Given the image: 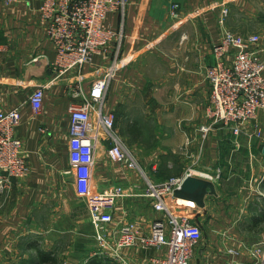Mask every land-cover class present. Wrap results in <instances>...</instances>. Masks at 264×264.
Here are the masks:
<instances>
[{"label": "crops", "instance_id": "1", "mask_svg": "<svg viewBox=\"0 0 264 264\" xmlns=\"http://www.w3.org/2000/svg\"><path fill=\"white\" fill-rule=\"evenodd\" d=\"M40 2L0 0V108H19L22 117L15 131L28 160L24 176L0 195V264H46L40 262L39 251L50 252L57 264L66 255L70 259L85 254L88 264L95 230L86 200L82 206L71 202L62 214L61 175L70 163L61 154L57 160V153H63L57 140L63 129L68 134V105L77 99V86L87 92L112 54L96 55L80 68L59 73L53 67L55 49L40 21ZM175 3L178 16L172 14ZM125 6L108 16V23L115 27L123 20L125 39L105 108L117 107V131L151 180L156 181L162 164L157 155L171 153L165 165L177 174L190 172L214 182L216 193H207L203 205L173 191L165 196L179 213L199 223L202 217L216 220L221 215L223 224L216 223L214 230L246 235L248 241L235 245L237 255L205 248L204 261L207 257L211 264H228L233 258L253 259L249 245L262 243L264 249V213L259 215L264 190V109L258 112L257 125L249 123L248 134L242 132L239 140L219 124L202 138L199 126L208 121L210 88L205 68L214 61L212 45L229 30L257 33L264 46V0H126ZM224 7L228 13L223 17ZM44 83L43 106L34 112L29 94ZM157 138L164 140L165 150L158 148ZM108 145L104 141L97 153L94 187L101 189L111 182L127 185L136 176V221L148 230L163 213L143 194L146 179L139 169L111 160ZM128 200L117 201L112 226L126 221ZM248 220L255 224L241 229L239 224ZM79 237L84 239L81 248L75 246ZM67 238L72 245L62 248ZM150 249L136 248V264H146L157 253Z\"/></svg>", "mask_w": 264, "mask_h": 264}, {"label": "built area", "instance_id": "2", "mask_svg": "<svg viewBox=\"0 0 264 264\" xmlns=\"http://www.w3.org/2000/svg\"><path fill=\"white\" fill-rule=\"evenodd\" d=\"M40 21L55 49L53 67L65 72L91 62L96 55L111 51V62L96 78L86 92L77 86L68 105V157L67 169L73 176L76 192L86 198L95 236L100 244L111 248L123 264H134L121 250L134 244L141 248L156 249L146 264H191V258L202 236V226L188 215L179 213L165 200L168 192L179 187L185 175L172 176L164 181L151 180L125 145L117 131L113 110L106 109L107 91L114 76L118 54L124 38L123 20L115 27L108 23L110 13L124 10L126 0H41ZM178 4L172 5V14L178 16ZM223 17L228 8H223ZM223 17L220 22H223ZM213 63L205 68L209 84L208 121L199 126L202 138L219 124L228 129L235 139L245 132L249 123L256 124L258 112L264 109V46L257 33L238 34L225 30L212 45ZM47 84L34 88L28 99L34 112L44 102ZM21 115L18 107L0 108V195L11 191L15 180L28 170V160L22 139L16 135ZM257 125V124H256ZM239 140V139H237ZM109 141L106 151L111 160L139 169L145 177L143 194L148 196L153 208L163 213L142 230L137 221H114V209L119 198L136 196L129 184L111 182L101 189L94 187V164L100 145ZM254 257L239 262L235 258L228 264H262V243L248 247ZM235 256L236 247L228 248Z\"/></svg>", "mask_w": 264, "mask_h": 264}, {"label": "rangeland", "instance_id": "3", "mask_svg": "<svg viewBox=\"0 0 264 264\" xmlns=\"http://www.w3.org/2000/svg\"><path fill=\"white\" fill-rule=\"evenodd\" d=\"M4 2H11L12 0H3ZM113 112L115 113V118L117 119V107L114 105L113 106ZM69 134V133H68ZM67 134V130L63 129L62 131L59 132V136H58V144L61 143L63 145V153L60 151L57 153V160L60 161L62 159V157L65 159L68 156V149H67V142H68V137L69 135ZM158 139V138H157ZM158 148H160V150H165L164 144L163 143V139H158ZM128 145L129 143L126 142ZM130 149V148H129ZM134 152V151H133ZM60 154L62 155V157L60 156ZM64 154V155H63ZM134 156L136 157L137 161L139 162L138 157L136 156V153H133ZM158 159H162V164L160 165V167L158 168V172L156 175V181H164L172 176H177L179 174V172L177 171H173L171 168L167 167L165 165V160L167 158H171V153L169 154H159L157 155ZM65 162V161H63ZM70 166V164L66 167H64V169L62 170V185H61V190H60V194L62 196V201H61V210H62V214L64 213V211H66L68 209V206L70 205L71 202H76L78 204V206H82V203H84V200H86V198L83 195H80L78 193H76V188L75 185L73 183V176L71 173H69L67 170L64 171L65 169H68ZM133 184L134 182H136V176L134 177V179L132 180ZM132 191H136V186L134 185L132 187ZM261 196L262 198L260 199V203L263 205L262 207V211L259 212L260 217L262 216V214L264 213V190L261 191ZM72 196V197H71ZM124 197H127L129 200V202L126 204V206H129L130 209L128 213H126V221H136V196L134 194H129L126 195ZM260 204V207H261ZM226 205V204H225ZM261 209V208H260ZM263 212V213H262ZM264 219V218H261ZM201 222V226H202V236L200 241L198 242L196 248H195V253L193 254L192 258H191V264H211L209 263V261H204V258H202V253L204 251L205 248L214 250L216 253L222 252L223 253H227L228 252V248L230 247H236L237 243L239 240L241 241H248L246 235L244 234V232L242 231L240 234L236 233L233 234L231 233H225L224 230L222 229L221 232H218L217 230H214V227L216 228V223H219L220 227L222 226V222L224 221L223 217H221V215H219L217 217L216 220H210L206 217H202L201 220H199ZM246 222H249L246 224ZM246 222H241L239 224L241 229H245L246 227L250 226L251 224H255L253 221V223L248 220ZM113 223V222H112ZM111 223V224H112ZM111 224H108L109 226H111ZM264 227V220H263V224L261 225ZM261 228V227H260ZM248 236V235H247ZM81 238V237H79ZM84 239L81 238L79 240L73 241L75 242V246L76 247H80L83 244ZM89 240L87 239L86 243L88 244ZM110 243H108L107 245H101L99 240L96 238L95 235H93L92 238V247L88 252V253H92L93 256H98L100 257L104 262L108 263V264H123V262L116 258L114 255V252L111 248V240H109ZM71 244L72 245V241L70 239H66L62 242V248L67 247V245ZM236 245V246H235ZM136 248L143 252H145L144 248H141L139 245L134 244L131 246H125L123 248V250H121V253L128 258V260H130L132 263L136 264ZM128 249V252H126L125 250ZM151 250V249H149ZM130 254L132 256L131 259L129 258V256H127V254ZM229 253V252H228ZM69 256L66 255V257L61 258V262L59 264H66L65 262L66 259ZM73 258H68L69 263L67 264H86V257L87 255L83 254L81 256H72Z\"/></svg>", "mask_w": 264, "mask_h": 264}, {"label": "water", "instance_id": "4", "mask_svg": "<svg viewBox=\"0 0 264 264\" xmlns=\"http://www.w3.org/2000/svg\"><path fill=\"white\" fill-rule=\"evenodd\" d=\"M174 195L191 199L203 205L207 193H216L215 184L212 180L193 175L190 172L185 175L181 185L173 190Z\"/></svg>", "mask_w": 264, "mask_h": 264}, {"label": "trees", "instance_id": "5", "mask_svg": "<svg viewBox=\"0 0 264 264\" xmlns=\"http://www.w3.org/2000/svg\"><path fill=\"white\" fill-rule=\"evenodd\" d=\"M38 253H39L40 262L42 263L45 262L46 264H57L56 258H54L50 252L47 253V252L39 251ZM88 264H108V263L104 262L98 256H92L88 261Z\"/></svg>", "mask_w": 264, "mask_h": 264}]
</instances>
